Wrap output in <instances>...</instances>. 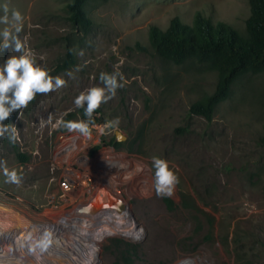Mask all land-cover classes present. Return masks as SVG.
I'll list each match as a JSON object with an SVG mask.
<instances>
[{
  "label": "rangeland",
  "instance_id": "rangeland-1",
  "mask_svg": "<svg viewBox=\"0 0 264 264\" xmlns=\"http://www.w3.org/2000/svg\"><path fill=\"white\" fill-rule=\"evenodd\" d=\"M67 1L0 0V15L5 4L22 14L19 36L37 63L66 81L3 122L16 127L18 139L0 138V161L21 180L5 183L0 171V253L8 256L0 262L68 264L54 252L57 233L83 230L78 210L107 207L117 215L126 210L121 223L129 226L122 233L105 228L93 264H264V76L236 81L208 122L189 107L214 91L215 74L192 62H164L148 41L151 26L164 31L175 18L189 25L197 11L244 37L246 0H99L85 8V29L67 20ZM68 53L73 63L60 70ZM9 54L18 55L4 49L0 60ZM117 67L124 86L94 111L100 116L93 123L119 117L118 127L103 134L92 127L90 137L53 127L69 113L70 121L86 120L74 98L103 87L100 73ZM153 156L179 178L172 197L155 193ZM49 232L48 248L37 247Z\"/></svg>",
  "mask_w": 264,
  "mask_h": 264
},
{
  "label": "trees",
  "instance_id": "trees-1",
  "mask_svg": "<svg viewBox=\"0 0 264 264\" xmlns=\"http://www.w3.org/2000/svg\"><path fill=\"white\" fill-rule=\"evenodd\" d=\"M96 1L99 0H68L64 6L67 20L84 29L89 27L91 22L85 8ZM246 2L249 15L245 21L244 37L223 22L212 23L199 11L194 13L189 25L175 18L164 31L155 26L148 29L149 45L162 61L173 65L192 62L215 74L214 91L192 102L189 107L191 115L208 122L236 81L247 74L264 76V0ZM72 63L73 56L68 53L58 68L66 70ZM73 116L74 113H69L64 120L70 121ZM259 144L264 149V122ZM12 149L18 159L24 158L16 146L12 145ZM165 202L170 206L169 200ZM125 262L130 264L127 259Z\"/></svg>",
  "mask_w": 264,
  "mask_h": 264
},
{
  "label": "clouds",
  "instance_id": "clouds-1",
  "mask_svg": "<svg viewBox=\"0 0 264 264\" xmlns=\"http://www.w3.org/2000/svg\"><path fill=\"white\" fill-rule=\"evenodd\" d=\"M24 18L18 10L9 12L8 6H3V15H0V51L11 48L13 53L0 60V138L7 137L10 141L18 139V132L14 125L3 123L16 110L23 109L35 99L37 93L56 91L66 83L60 76H53L50 71L37 63L33 51L28 47L26 40H22L19 33L23 29ZM99 80L103 87H91L74 98V105L83 108L86 120L65 121L63 115L56 119L53 127H63L68 131L90 137L91 128L98 127L101 134L108 129L118 127L120 118L115 117L97 126L93 123V112L103 102L111 99L118 88H122L123 74L118 67L113 73L101 72ZM22 113H19V115ZM53 117L49 116L48 123ZM153 171V187L158 197H172L179 178L169 167V162L158 156L151 158ZM5 183H20L21 176L15 168L9 169L5 161H0ZM140 232L143 230L140 229ZM51 233L37 242V247L46 250L51 244Z\"/></svg>",
  "mask_w": 264,
  "mask_h": 264
},
{
  "label": "bare ground",
  "instance_id": "bare-ground-1",
  "mask_svg": "<svg viewBox=\"0 0 264 264\" xmlns=\"http://www.w3.org/2000/svg\"><path fill=\"white\" fill-rule=\"evenodd\" d=\"M99 203L102 205H105V203H107V200L100 198ZM78 213H79L78 218L76 217L74 220L78 221L79 224L82 223L84 225V228L82 226L83 230L75 231V233L72 234V236L66 235L67 233L65 235H63L64 233H57L58 236L61 237L62 241L57 242L58 244L54 245V247H53L54 252H62L64 255H66L69 258L68 264H76V263L77 264H85V263L90 264L91 262L89 263V259L93 258L94 254L92 252L95 249L94 244L96 243V241H92V238H94V235L95 236L98 235L99 239L104 238L105 236L108 235V233H106L105 236H103V234H101L105 230V228L113 230V232H119L122 230L126 231L127 230L126 227L129 226L128 224L126 225V222L124 223V221H123V223H121V221L123 219L125 221L128 220L126 210L121 211L120 215L114 214V212L108 210L107 207H103V209H100V211L98 213H96V212L90 213L87 211V209L86 210L80 209V210H78ZM76 216H77V214H76ZM114 217H116L117 219L120 220V221H116V222L117 223L119 222L120 224H122V227L120 225H118L119 228L117 229L115 227V225L112 224V222L114 221L112 218H114ZM127 223H129V222L127 221ZM82 228H80V229H82ZM128 229H129L128 232L132 231V230H130V228H128ZM119 233H122V232H119ZM41 253H43V251ZM39 255H40V253H39ZM57 255H59V254H57ZM9 257H12V256L10 255ZM6 258L8 259L7 254L0 253V259L5 261ZM50 260H52V259H50ZM48 261H49V258H48ZM0 264H3V263L0 262ZM4 264H7V263H4ZM8 264H10V263H8ZM15 264H17V262H15Z\"/></svg>",
  "mask_w": 264,
  "mask_h": 264
},
{
  "label": "built area",
  "instance_id": "built-area-1",
  "mask_svg": "<svg viewBox=\"0 0 264 264\" xmlns=\"http://www.w3.org/2000/svg\"><path fill=\"white\" fill-rule=\"evenodd\" d=\"M99 116H100V113L99 112H93V116H92V120H98L99 119ZM103 125V123H101ZM97 125V124H95ZM97 126H100V125H97ZM95 128V131L98 132L100 131L98 127H94ZM102 241V238H100L99 240L96 241V243L94 244V251L92 252L94 255H93V258L89 259V263L91 262L92 264L95 262V255L97 252H99V247H100V244L99 242Z\"/></svg>",
  "mask_w": 264,
  "mask_h": 264
}]
</instances>
